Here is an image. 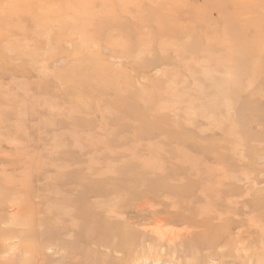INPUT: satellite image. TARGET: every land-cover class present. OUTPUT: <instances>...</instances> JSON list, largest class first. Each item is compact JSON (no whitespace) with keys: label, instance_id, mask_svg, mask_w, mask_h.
Returning <instances> with one entry per match:
<instances>
[{"label":"rangeland","instance_id":"374dc122","mask_svg":"<svg viewBox=\"0 0 264 264\" xmlns=\"http://www.w3.org/2000/svg\"><path fill=\"white\" fill-rule=\"evenodd\" d=\"M0 264H264V0H0Z\"/></svg>","mask_w":264,"mask_h":264},{"label":"bare ground","instance_id":"6f19581e","mask_svg":"<svg viewBox=\"0 0 264 264\" xmlns=\"http://www.w3.org/2000/svg\"><path fill=\"white\" fill-rule=\"evenodd\" d=\"M11 16V15H10ZM8 18H11L10 19V23L11 22H13V23H11V24H13L14 25V17H8ZM10 24V25H11ZM14 27V26H13ZM44 27H42V29H43ZM6 29V32L8 31V36L10 37V38H14V31H12V30H8V28H5ZM46 30H47V28H46ZM7 36V35H6ZM109 213H113L114 212V208H113V206H110V208H108V210H107ZM109 215H111V214H109ZM107 238H108V235H107V237H105L104 239H101L105 244H108V242H107ZM79 240H82V242H84V243H86L87 245H90V244H93L94 243V239L93 238H86V236H84L83 237V239L81 238V237H79ZM109 240V239H108ZM118 248V247H117ZM85 250V249H84ZM86 250H87V253H94V250H92V249H89V247H86Z\"/></svg>","mask_w":264,"mask_h":264}]
</instances>
